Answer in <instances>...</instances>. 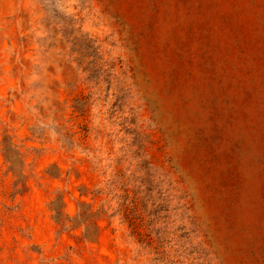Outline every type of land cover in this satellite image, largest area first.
Returning <instances> with one entry per match:
<instances>
[{"label":"rangeland","instance_id":"1","mask_svg":"<svg viewBox=\"0 0 264 264\" xmlns=\"http://www.w3.org/2000/svg\"><path fill=\"white\" fill-rule=\"evenodd\" d=\"M0 264H264V0H0Z\"/></svg>","mask_w":264,"mask_h":264}]
</instances>
